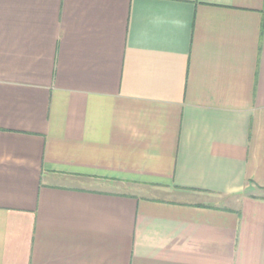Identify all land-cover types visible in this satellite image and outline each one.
<instances>
[{
	"label": "crops",
	"instance_id": "1",
	"mask_svg": "<svg viewBox=\"0 0 264 264\" xmlns=\"http://www.w3.org/2000/svg\"><path fill=\"white\" fill-rule=\"evenodd\" d=\"M0 264H264V0H0Z\"/></svg>",
	"mask_w": 264,
	"mask_h": 264
},
{
	"label": "rangeland",
	"instance_id": "2",
	"mask_svg": "<svg viewBox=\"0 0 264 264\" xmlns=\"http://www.w3.org/2000/svg\"><path fill=\"white\" fill-rule=\"evenodd\" d=\"M130 191H137V190L130 189Z\"/></svg>",
	"mask_w": 264,
	"mask_h": 264
}]
</instances>
